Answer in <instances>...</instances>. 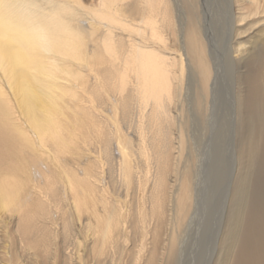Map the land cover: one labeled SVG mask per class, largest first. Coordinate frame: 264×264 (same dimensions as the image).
<instances>
[{
	"label": "bare ground",
	"instance_id": "bare-ground-1",
	"mask_svg": "<svg viewBox=\"0 0 264 264\" xmlns=\"http://www.w3.org/2000/svg\"><path fill=\"white\" fill-rule=\"evenodd\" d=\"M223 127L213 264H264V0H0V264H186Z\"/></svg>",
	"mask_w": 264,
	"mask_h": 264
},
{
	"label": "rangeland",
	"instance_id": "rangeland-1",
	"mask_svg": "<svg viewBox=\"0 0 264 264\" xmlns=\"http://www.w3.org/2000/svg\"><path fill=\"white\" fill-rule=\"evenodd\" d=\"M225 85L226 84L222 86L223 90L221 91L223 93V101L226 100L227 94L229 93V86ZM223 104H225V101ZM217 121L218 122H216V126L222 124V120L219 119ZM226 128H224L225 131H223L224 129H221L223 131V135L222 133L219 134L221 140L218 142V148L216 149V152L212 153L213 151L209 152L208 150L207 165H209V159H216L219 157V152H222L223 154V162H219L220 164L218 163L212 172L210 169H206V171L203 173V176H201V204L198 211L199 215L197 217L196 226L194 227V232L190 239L189 244L191 246L188 249L186 264H213L215 260L214 257H216L218 250V239L220 238L221 232L225 227L223 224H226L225 220L232 212L230 201L228 200L230 199V187L232 182V162L229 153L231 139Z\"/></svg>",
	"mask_w": 264,
	"mask_h": 264
},
{
	"label": "clouds",
	"instance_id": "clouds-1",
	"mask_svg": "<svg viewBox=\"0 0 264 264\" xmlns=\"http://www.w3.org/2000/svg\"><path fill=\"white\" fill-rule=\"evenodd\" d=\"M21 40L28 47L42 53L53 51V42L47 29L39 24H29L22 29Z\"/></svg>",
	"mask_w": 264,
	"mask_h": 264
}]
</instances>
